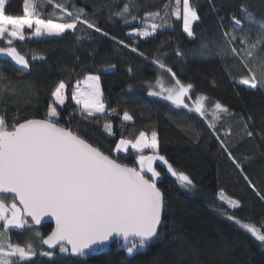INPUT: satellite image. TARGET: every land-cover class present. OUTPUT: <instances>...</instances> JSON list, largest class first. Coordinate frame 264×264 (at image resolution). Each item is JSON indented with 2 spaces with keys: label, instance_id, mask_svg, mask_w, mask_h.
Returning a JSON list of instances; mask_svg holds the SVG:
<instances>
[{
  "label": "trees",
  "instance_id": "trees-1",
  "mask_svg": "<svg viewBox=\"0 0 264 264\" xmlns=\"http://www.w3.org/2000/svg\"><path fill=\"white\" fill-rule=\"evenodd\" d=\"M23 2L8 0L6 13L20 11V15ZM122 2L111 0L112 4ZM107 4L108 0H52V3L34 0L36 18L62 22L71 17L57 5L72 12L82 8L109 35L82 24L77 25L75 32L67 31L61 37L39 38L32 35V29L24 30L25 40H17L13 46L29 61V72L21 74L5 56H0L3 77L0 85L11 82L14 89L0 92V115L6 116L9 123L44 118L50 94L63 80L67 84V99L63 108L57 105L62 126H70L106 155L136 168L140 154L131 148L127 152H115L116 144L121 138L135 140L141 131L149 137L155 130L158 154L175 171L187 175L194 186L181 187L168 172V165L154 161L153 168L160 173L157 187L165 203L164 227L159 238L146 249L129 257L123 242L115 241L86 257H73L70 252L60 254L58 249L54 259L37 255L29 264H264V247L235 222L264 229V200L244 179L247 175L256 190L264 194V87L251 89L239 84L241 78L249 75V68L264 83L261 77L264 51L258 44L253 58L245 57L244 52L238 56L223 39L224 31H232L238 37L235 45L238 49H246L239 43V37L245 34L255 41L259 24L264 23V0H190L200 17L193 24V37L183 31L182 18L178 20L172 15L166 17L168 26L158 29L152 37L134 35V31L143 27L146 13L160 11L162 16L170 13L176 0H137L134 14L138 19L130 24L117 17L110 20ZM180 7L182 15V4ZM234 16L242 20V27L233 25ZM147 23H151L150 18ZM118 40L138 47L144 56L117 44ZM177 49L182 55H176ZM33 55L43 59L33 60ZM155 58L162 59L183 83L193 85L191 98L204 95L208 98L206 108L218 101L229 109L231 115H222L216 130L243 171L236 168L207 127L210 117L202 119L196 113L148 95L158 77L167 86L174 83L171 73L161 75L152 62ZM91 74L100 76L106 109L115 112L105 114L103 121L96 117L85 119L75 112L69 121L72 110L77 109L71 91ZM125 111L132 115L131 121H123ZM105 122L111 123L112 135L105 131ZM247 131L253 135L247 136ZM143 154L150 156L153 152L144 150ZM221 194L236 200L240 207H229L220 199ZM221 209L234 213L235 219L229 220ZM51 229L49 224L38 228L44 236ZM9 236L20 245L29 239L28 233L18 230ZM36 247L41 245L36 243Z\"/></svg>",
  "mask_w": 264,
  "mask_h": 264
},
{
  "label": "snow or ice",
  "instance_id": "snow-or-ice-1",
  "mask_svg": "<svg viewBox=\"0 0 264 264\" xmlns=\"http://www.w3.org/2000/svg\"><path fill=\"white\" fill-rule=\"evenodd\" d=\"M6 3L7 0H0V41H6L8 46H0V54L10 57L15 65L19 66L21 74L23 70L30 68V64L25 55L13 46V41L25 40V28L32 29L35 26L36 37H61L67 31L75 32L77 25L82 24L87 29L101 32L104 36L109 35L103 32L82 8L72 12L57 5L61 12L71 19L53 22L52 19L34 18L37 13L33 11L30 0H24L22 16L7 14ZM48 3H52V0H48ZM136 8L137 0H123L117 4L108 0L106 10L111 13L110 20L117 17L124 24H130L138 19L134 14ZM241 11L242 15L245 14L243 9ZM169 15L178 20L182 18L183 31L188 37H193V24L200 17L190 5V0H176V6L163 16L160 11L146 13L143 27L134 31V35L141 38L152 37L158 29L168 26L166 17ZM148 18L151 20L150 24L147 23ZM242 23L241 19L233 17L235 27H242ZM112 39L116 40L115 37ZM223 39L233 54L239 56L244 52L245 57L253 58L258 44L261 45L260 50L264 51V23L259 24L255 41H250L247 34L239 37V43L245 45L246 49H238L235 46L238 37L232 31H224ZM117 44L144 56L138 47L123 40H118ZM176 55H182L179 49ZM32 59L43 57L33 55ZM152 62L161 70V75L171 73L174 84L167 86L158 77L155 85L151 87L159 90H150L148 95L170 101L176 108L196 113L202 119L210 117L207 127L212 130V135L220 142L236 168L241 169V164L232 157L231 151L216 130L222 115H231L229 109L217 101L209 111L205 106V100L208 98L204 95L197 96L190 106L186 103V98L191 100L189 92L193 85L178 79L176 73L167 67L162 59L155 58ZM111 67L114 68L115 65ZM245 67H248L247 62ZM261 77L264 78V73H261ZM2 78L0 75V79ZM84 83L87 85L85 89L76 87L71 91L72 101L77 106H82L78 109L82 118L96 117L98 120L100 117L97 114L110 115L115 112V109H106L99 75H87ZM239 84L251 89H257L258 85L264 87V83L251 68L249 75L241 78ZM66 87L67 84L63 80L54 87L44 118L9 123L6 116L0 115V264H29L37 255L54 259L55 253L44 250L43 245L48 249L59 246L60 254L68 253L70 246L72 256L86 257L90 252L97 251L99 246L108 244L114 237L123 242L126 254L131 257L139 250L146 249L154 239H158L160 230L164 227L165 203L156 183L160 173L153 168V162L159 160L168 165V172L177 178L181 187L190 189L194 186L187 175L175 171L168 161L158 154L155 130L151 132L150 138L141 131L135 140L121 138L116 144L117 152H127L131 148L140 154L138 170L122 165L115 158L106 155L71 130L70 126H62L57 105L64 107L67 99ZM3 90L14 91L11 82L0 85V92ZM76 111L77 109L72 110L69 121ZM122 119L131 121L133 117L125 111ZM247 127L245 124L246 129ZM104 129L109 135L113 134L110 122H105ZM246 135L251 137L253 132L247 131ZM146 148L151 149L153 155L145 156L143 151ZM145 172L151 173V176L146 177ZM244 179L260 199L264 200V194L256 190L247 175ZM220 199L231 208L240 207L236 200L226 199L223 194ZM8 201L11 203H7ZM221 211L229 220L235 219L234 213L229 214L225 209ZM26 217H30L32 223ZM45 217L55 220V229L47 236L35 227L41 225ZM235 222L264 247V229L248 223L241 224L239 220ZM14 230L29 234V239L24 245L11 241L9 234ZM36 243L41 247L37 248Z\"/></svg>",
  "mask_w": 264,
  "mask_h": 264
},
{
  "label": "rangeland",
  "instance_id": "rangeland-1",
  "mask_svg": "<svg viewBox=\"0 0 264 264\" xmlns=\"http://www.w3.org/2000/svg\"><path fill=\"white\" fill-rule=\"evenodd\" d=\"M8 1V0H7ZM30 2L32 3V5H33V2H34V0H30ZM22 7V8H21ZM21 7L19 8V10L21 9H24V2H23V6L21 5ZM34 10V9H33ZM18 13H20V11H14V12H12V11H10L9 10V12H7V14H12V15H19ZM24 14V12H23V10L21 11V14H20V16H22ZM34 18H36V16L34 17ZM34 27L35 26H33V28H32V35L33 36H35L34 35ZM27 28H25V30H26ZM26 34V33H25ZM187 34V33H186ZM36 37V36H35ZM45 37H47L46 35L45 36H42V37H39V38H45ZM17 40H14L13 41V44L16 42ZM0 46H4V47H6V46H8L7 45V42L6 41H0ZM0 56H3L2 54H0ZM92 75V74H91ZM87 77V76H86ZM86 77L83 79V80H81L80 82H79V84H76V86H75V88L76 87H79L80 89H85L86 87H87V85L84 83V81L86 80ZM174 84V83H173ZM152 90H159L158 88H152ZM189 95H190V92H189ZM155 97H158V96H155ZM160 98V97H159ZM195 99H196V97L195 98H191V100H189V99H187L186 98V103H189V105L191 106L194 102H195ZM170 102V101H169ZM205 106H206V101H205ZM80 107H82V106H77V111H76V113H77V115H79V116H81L80 115V113H79V111H78V109L80 108ZM214 107V106H213ZM213 107H209V108H207L209 111H211L212 110V108ZM97 116L98 117H100L101 118V120L103 121L104 119H105V114H97ZM149 138H150V136H149ZM144 150H146V151H148V150H151V149H144ZM152 151V150H151ZM115 152H117V151H115ZM146 156V155H145ZM138 161H139V159H138ZM137 161V162H138ZM139 164V163H138ZM136 168V167H135ZM139 168H140V165H138V167H137V169L139 170Z\"/></svg>",
  "mask_w": 264,
  "mask_h": 264
},
{
  "label": "water",
  "instance_id": "water-1",
  "mask_svg": "<svg viewBox=\"0 0 264 264\" xmlns=\"http://www.w3.org/2000/svg\"><path fill=\"white\" fill-rule=\"evenodd\" d=\"M6 59L14 66V67H16L20 72H21V70L19 69V66L18 65H15V62L14 61H12L11 60V58L10 57H6ZM29 72V69L28 70H23V73L24 74H27ZM89 142V141H88ZM112 158V157H111ZM120 163V162H119ZM122 164V163H121ZM122 165H124V164H122ZM125 166H128V165H125ZM128 167H133V166H128ZM145 174V176L146 177H150L151 176V173H149V172H145L144 173ZM9 195H11V194H9ZM17 204H18V201H17ZM18 206H19V204H18ZM26 219L30 222V223H32L31 222V218L30 217H26ZM47 224H49V225H51L52 226V229H51V231H53L54 229H55V220H54V218H52V217H45L44 218V220L42 221V223H41V225H38V226H35L36 228H40V227H42V226H44V225H47ZM51 231L49 232V234L51 233ZM115 241H121L119 238H112V240L108 243V244H106V245H111L113 242H115ZM154 241V240H153ZM106 245H103V246H106ZM103 246H99V249L101 248V247H103ZM43 247L46 249V250H48V251H52V252H55L56 250H58L59 249V246H57L55 249H48L47 248V246L46 245H43ZM68 248H69V252H70V246H68ZM73 257H77V256H73Z\"/></svg>",
  "mask_w": 264,
  "mask_h": 264
}]
</instances>
